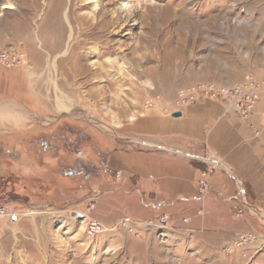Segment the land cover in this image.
Here are the masks:
<instances>
[{
	"label": "rangeland",
	"instance_id": "obj_1",
	"mask_svg": "<svg viewBox=\"0 0 264 264\" xmlns=\"http://www.w3.org/2000/svg\"><path fill=\"white\" fill-rule=\"evenodd\" d=\"M99 1L109 11L126 4L128 17L90 35L72 13L69 39V0H0V50L26 58L23 66L0 64V125L14 120L23 156L47 166L27 178V192L11 177L0 183V203L21 212L13 224L0 221V264H264V211L252 205L262 225L246 232L247 243L193 254L163 239L151 246L119 221L89 235L92 204L53 200L60 188L83 187L62 177L70 173L60 161L103 160L100 142L125 138L151 97L168 100L201 80L264 78V0H84L75 13L96 15Z\"/></svg>",
	"mask_w": 264,
	"mask_h": 264
},
{
	"label": "crops",
	"instance_id": "obj_2",
	"mask_svg": "<svg viewBox=\"0 0 264 264\" xmlns=\"http://www.w3.org/2000/svg\"><path fill=\"white\" fill-rule=\"evenodd\" d=\"M178 111L179 116L164 113L161 106L144 111L124 127L121 141L100 142L95 155L103 160L60 161L70 173L62 177L83 182V187L60 188L53 200L92 204L89 217L107 227L124 216L146 220L168 215L167 228L143 232L141 240L160 246L163 239L174 243L175 250L193 254L219 251L240 234L256 232L262 220L250 206L264 211V97L247 117L210 100ZM13 121L0 125V183L9 184L11 177L14 186L27 192V178L47 166L23 156L26 140ZM54 160L58 157L45 162ZM208 166L209 191L200 195L197 181ZM161 232L166 235L160 237Z\"/></svg>",
	"mask_w": 264,
	"mask_h": 264
},
{
	"label": "built area",
	"instance_id": "obj_3",
	"mask_svg": "<svg viewBox=\"0 0 264 264\" xmlns=\"http://www.w3.org/2000/svg\"><path fill=\"white\" fill-rule=\"evenodd\" d=\"M0 64L10 66H23L26 58L23 52L14 48L0 50ZM264 97V78L254 74L246 76L243 80L235 83H223L214 80H201L186 86L179 87L174 95L165 100L159 95L151 97L145 102V108L152 110L157 106L163 108V112L172 115L181 108L201 100L220 101L225 103L233 111L242 117L251 114L257 103ZM212 167H206L197 181V190L200 195L209 191V175ZM21 212L9 204L0 203V221L14 223L18 221ZM168 215H161L155 219L138 220L129 216L122 217L118 225L134 235H141L156 229H165L169 226ZM105 226L98 220L90 219L87 224L89 235L104 232ZM253 237L252 234H240L234 240L236 246L247 243ZM227 249H230L229 247Z\"/></svg>",
	"mask_w": 264,
	"mask_h": 264
},
{
	"label": "bare ground",
	"instance_id": "obj_4",
	"mask_svg": "<svg viewBox=\"0 0 264 264\" xmlns=\"http://www.w3.org/2000/svg\"><path fill=\"white\" fill-rule=\"evenodd\" d=\"M84 0H69L68 6L65 8L64 11V17L69 25L70 32H69V39L71 38L74 29L71 26L70 23V15L73 13L74 14V19L78 21V24L81 29L84 30V28L88 27L92 32H89L90 35L98 33L99 29H104L105 27H112L113 24L117 21H125L128 16H126L125 13V7L126 4L121 3L119 6L114 10V11H109L106 8V3H100L99 1V10L97 14L95 15L96 12L92 14L91 17L88 18L83 14H76L74 9H79L83 6L82 2ZM7 7H10L11 5H5ZM95 7V4L93 5ZM74 7V8H73ZM4 8V7H2ZM61 8V7H60ZM116 19V20H115ZM119 24V23H118ZM80 32V31H79ZM68 47L60 54L61 56H65L67 54ZM109 60V59H108ZM59 102L61 104V107L68 111V106L59 99ZM35 212L33 211L32 214Z\"/></svg>",
	"mask_w": 264,
	"mask_h": 264
},
{
	"label": "water",
	"instance_id": "obj_5",
	"mask_svg": "<svg viewBox=\"0 0 264 264\" xmlns=\"http://www.w3.org/2000/svg\"><path fill=\"white\" fill-rule=\"evenodd\" d=\"M180 114H181L180 111H176V112H174L172 115H173V116H179Z\"/></svg>",
	"mask_w": 264,
	"mask_h": 264
}]
</instances>
